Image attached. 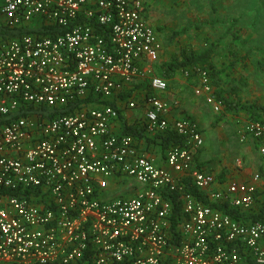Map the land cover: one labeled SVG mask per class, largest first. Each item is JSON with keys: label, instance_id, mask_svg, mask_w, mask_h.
Returning <instances> with one entry per match:
<instances>
[{"label": "built area", "instance_id": "built-area-1", "mask_svg": "<svg viewBox=\"0 0 264 264\" xmlns=\"http://www.w3.org/2000/svg\"><path fill=\"white\" fill-rule=\"evenodd\" d=\"M144 11L142 0H0V25L51 30L0 39V116L12 117L0 123V264H264V221L211 207L185 183L246 214L264 210V114L239 135L255 139L261 171L219 186L195 162L198 123L169 121L176 100L153 93L168 84L151 69L162 44ZM195 77L193 93L221 110L207 70ZM139 79L151 93L135 123L184 137L164 155L111 128L119 100L138 105L120 90ZM76 100L70 113H41Z\"/></svg>", "mask_w": 264, "mask_h": 264}, {"label": "rangeland", "instance_id": "rangeland-1", "mask_svg": "<svg viewBox=\"0 0 264 264\" xmlns=\"http://www.w3.org/2000/svg\"><path fill=\"white\" fill-rule=\"evenodd\" d=\"M143 2L147 18L152 26L157 28L162 44L159 58L151 64L152 71L156 73L154 66L175 55L181 47L202 51L205 47L212 46L213 60L222 70L220 77L223 95L235 87L234 93L242 102L264 105V0H143ZM211 2L216 6L214 12L210 9ZM218 18L236 19L232 29L234 35L224 33L226 22H212ZM182 29L184 30L180 34L172 35L174 31ZM181 74L184 73H178V76L169 82V90L174 92L173 88L176 87L179 91L185 90V94L189 95V91L183 85L185 76ZM202 100L189 97L187 103L193 108L200 106L205 122L203 128L206 131L203 133L205 140L199 152V159L201 162L205 158L206 162L212 160L217 169L230 172L232 168H236L234 165L236 158L241 159L242 164L244 142L239 141V135L245 114L242 109L230 112L224 106L222 111H214ZM132 110L135 112L138 107Z\"/></svg>", "mask_w": 264, "mask_h": 264}, {"label": "trees", "instance_id": "trees-1", "mask_svg": "<svg viewBox=\"0 0 264 264\" xmlns=\"http://www.w3.org/2000/svg\"><path fill=\"white\" fill-rule=\"evenodd\" d=\"M210 9L211 11H216V6L213 2L210 3ZM213 23L215 22H226L227 27L225 28L224 33L227 35L230 33L231 35H234V32H232V29L234 25L236 24V19L234 20H225V19H215L212 20ZM157 29V28H156ZM184 29L180 31H174L172 33L173 36L178 35L183 31ZM24 33H32V34H50L51 30L46 27H32L31 25H22L19 27L9 28L0 25V39H6L8 37H15ZM156 73L160 77L168 80L173 78L176 74L181 73L182 70H188L189 75L187 77V80L189 83L196 82L195 74H197L199 69H206L207 73L209 74L210 80L212 84L214 85L215 89L214 92L218 98H221L223 101L224 107L231 111V110H237L242 109L247 113L248 119H260L262 115L264 114V105H259L255 102L252 103H246L242 102L240 100V97L234 93L235 87L227 92L225 95H223L221 91V68H218L213 60V47L208 46L205 47L202 51H196L192 48L187 47H181L178 52L175 55L170 56L169 58L162 60L159 62V64H156L154 66ZM194 79V80H193ZM122 97V96H121ZM128 96H125L127 98ZM79 101L69 102L68 104L60 107L59 109H50L44 107V109L41 110V113H49L52 114L53 110H55L54 113H70L74 110L76 106H78ZM18 115V114H16ZM12 117H2L0 116V123L1 122H7ZM124 129L126 133L129 134H141L143 135V131L145 132V127L142 125H139L137 123H131V124H125ZM150 138L149 136H145ZM153 138L151 141H153V144H158L159 151L162 155H164V152L167 148L170 146H178L183 145L185 143L184 137L175 131L172 130H166L165 132H154ZM158 138V140H156ZM149 150V149H148ZM198 166H200L198 164ZM224 170H221L220 173H218L215 176V179L217 182H222L224 179ZM189 178L185 179V183L187 184V188L194 193L199 199H201L204 203L207 205H210L211 207L218 208L226 213H229L234 218H253V219H260L264 221V210L259 211L257 214H246L245 211L239 209V208H231L228 206L226 202H218V201H209L204 197V193L198 191L191 183H189ZM174 208L176 213L180 211V204L178 202H174ZM179 218L172 220L171 230L173 233V239L171 241H178V234L176 230V225L178 223ZM168 264V263H166Z\"/></svg>", "mask_w": 264, "mask_h": 264}, {"label": "crops", "instance_id": "crops-1", "mask_svg": "<svg viewBox=\"0 0 264 264\" xmlns=\"http://www.w3.org/2000/svg\"><path fill=\"white\" fill-rule=\"evenodd\" d=\"M143 4H144V2H143ZM144 15L147 18L146 10L144 11ZM147 20H149V19L147 18ZM160 54H161V52H160ZM160 54H159V56H160ZM182 72H183V70H182ZM181 75L185 76V81H184L183 85L189 91L190 96L188 95V93L185 94V92H184L185 90L179 91V89L176 87L173 88L174 92L173 91L170 92V90H169V84L170 83L169 82L174 80L176 78V76H178V74H176L173 78L166 80L167 84H168V87L166 90L160 91V92L157 91V92H153V93L157 96L168 99L169 101L176 100V104L171 106L165 115L167 117V119L169 121H172L176 118L185 117V116L194 119L198 123V126L202 132L203 141H204L205 140L204 139L205 134H203V133H205L206 131H204L203 128H205V122L202 118V112H200V106L193 108V107H189L187 104L189 97H192V98L196 97V98H200L201 100L203 98L201 96H197L193 93V87L196 84V82L189 83V81L187 80L188 75L187 74H181ZM180 83H182V82H180ZM180 86H181V84H180ZM184 86L183 87L181 86V87L184 88ZM173 89H171V90H173ZM150 93H151V90H150V87L148 84V80H142V79L134 80L129 85L124 86L120 90V98H123L125 96L130 97L131 95H134L135 97H138L139 99L141 97V99H140L138 105L136 106V107H138V110L135 112H134V110L126 108L124 106L125 100L124 101L123 100L118 101L119 116H118V118L113 120V122L111 124L112 130L115 131L116 133L125 132V129H124L125 124L135 123V121L139 118L143 119V114L145 111V104L143 102L144 101L143 99L145 96H147ZM183 95H186V96L183 97ZM196 102H198V101H196ZM222 110H220V111H222ZM232 111H235V110H231L230 112H232ZM242 112L245 114V118L242 121L244 123L246 120H248V116L244 110H242ZM131 135L134 137L136 142L139 143V145L145 146V148L149 149V151H151V152H156V153L159 152L160 153L158 144H153V141H151L154 137H153V134H151L150 132H148V131L144 132L143 131V135H141V134L139 135L137 133H135L134 135L133 134H131ZM146 135L149 136L150 138L145 137ZM156 140H158V138ZM242 142H244L243 143L244 152L242 154V156H243L242 157V164L240 166H236L237 164L236 165L234 164L236 168H232L230 172H225V170L221 169V168L217 169L216 164L211 162L212 160L206 162V158H205V160H203L205 163L203 161L201 162L199 159V152H200L201 148L195 157V162L197 165L199 164L203 168L212 169L214 171L213 172L214 176H216L218 173H220L221 170H224V175H223L224 180L219 184V186H222V184L224 182L230 181V180L248 181L254 172L261 171V166H260L261 164H260V159H259V155L257 152V143H256L255 139L252 136L247 135V137ZM261 173L264 177V172L261 171ZM260 184H261V186L264 185V178L259 183V185ZM217 186L218 185L216 183L215 187H217Z\"/></svg>", "mask_w": 264, "mask_h": 264}]
</instances>
